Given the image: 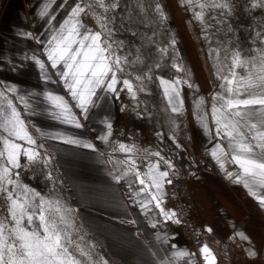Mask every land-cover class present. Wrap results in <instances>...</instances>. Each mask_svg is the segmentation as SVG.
<instances>
[{
    "label": "snow or ice",
    "instance_id": "snow-or-ice-1",
    "mask_svg": "<svg viewBox=\"0 0 264 264\" xmlns=\"http://www.w3.org/2000/svg\"><path fill=\"white\" fill-rule=\"evenodd\" d=\"M186 2L189 11L198 9L194 11V18L200 22L201 35L206 40L210 39V33L205 29L214 25L217 27L212 35H224L225 39L218 41L215 51L219 53L222 45L224 58L230 61L222 63L217 72L220 90L211 93L210 108L215 136L226 138L227 143L225 146L217 140L210 155L225 178L242 184L264 210V0ZM60 10H65L62 19L57 17ZM206 13H210L207 19L214 23L206 22ZM35 17L41 21L43 32L24 28L14 32L19 40L31 42L29 50L17 49L22 55L0 52V71L7 69L19 75L28 66L38 69L41 81L30 89H22L23 81L0 80V264H110L96 252L94 242L85 243L87 233L77 223L78 214L57 195L59 181L52 171L54 145L48 142L61 141L97 150L91 141L59 125L85 127L81 119L88 120L92 109L104 101L112 97L118 99L122 89L132 100L137 99L138 92H149L148 83L153 79L154 70L162 68V62L169 56V47L173 46L174 50L177 41L172 36L162 45L156 39L157 30L164 25L167 16L160 3L150 0H42ZM89 17L93 26L86 22ZM233 19L240 21L235 28ZM245 19L249 23L245 24ZM240 30L245 31L249 47H242L238 42ZM123 33L132 39H118L117 35ZM233 40L237 43L230 47ZM147 47H154L158 58L141 59L140 51ZM133 48L136 55L130 61L128 57L133 56L130 50ZM138 60L147 61L144 70L129 72ZM171 60V67L180 72L181 63L175 56ZM237 68L243 69L244 74L238 73ZM130 75L134 76L135 84ZM156 78L163 86L171 112L179 113L183 106L179 86L187 84L192 88L193 83L181 76L171 80L159 75ZM199 100V107L205 108L204 98ZM127 107L122 104L120 110L123 112ZM133 111L137 118L152 116L146 107L140 109L139 104L133 106ZM37 115L46 116L57 125L44 128L25 118ZM196 115L210 133L207 110H198ZM100 123L102 134L95 139L107 147L113 135L111 116L105 115ZM30 127L35 129L36 135ZM172 127H176L175 121ZM156 136L160 142L165 139L163 133L158 132ZM169 139L174 148L163 155V149L149 150L151 146L141 149L123 141L111 148V151L118 148L121 152H142L148 161L141 171L133 155H128L118 162L122 167L114 165L108 173L115 184L127 188L126 199L155 230V243L148 247V241L144 242L143 250L148 256L144 264H176L185 257L188 258L186 264H194L195 253L178 246L176 233L169 228V225L184 223L182 216L177 208L168 207L166 201L167 186L173 184L182 169L186 175H196L192 170L196 161L188 159L178 168L177 150L184 146L172 133ZM183 156L179 154L180 158ZM229 164L235 165V169L230 171ZM22 172L25 175L31 172L35 178L42 176L46 183L51 182L48 192L24 183ZM120 207L126 217L121 223L135 225L137 220L131 218L127 205L121 203ZM205 229L212 232L210 227L205 226ZM138 236L139 229L134 234ZM232 236L250 239L235 226ZM199 252L203 264H216L217 257L207 243L200 246ZM248 255L254 257L256 252L250 251Z\"/></svg>",
    "mask_w": 264,
    "mask_h": 264
},
{
    "label": "rangeland",
    "instance_id": "rangeland-1",
    "mask_svg": "<svg viewBox=\"0 0 264 264\" xmlns=\"http://www.w3.org/2000/svg\"><path fill=\"white\" fill-rule=\"evenodd\" d=\"M41 2L42 0H4V11H2V17L0 19V52L6 51L10 53H16L17 55H22V53H17V49H24L25 51L29 50V44L31 42L19 40L14 35V32L18 28H24L29 31H35L37 29H39L41 32L44 31V29L40 27L41 21L38 17H35V12L39 8ZM150 2L160 3L167 16L164 25L160 26L157 30L156 39L163 45L168 42L170 37L174 36L177 43L174 46V50L173 46L169 47V56L166 57L162 62V68L159 70H154L153 79L148 83L149 92H138L137 99L132 100L126 90H121L120 97L117 99L119 101V107L121 108L122 104L128 105L129 107H127L123 112L120 110V115H131L132 119H135V121L138 123L141 121V125L145 129V134L143 133V138L139 143H135L129 138L127 130L126 135L128 137V142L134 143L135 145H141L138 146L141 149L151 146L150 150H158V144L167 145L168 147L169 145H172L174 148V145L169 139V134L172 133L176 136L177 141L184 146L182 149L177 150L178 158L175 160L177 167L181 168L183 164L188 162V159H194L196 161V166L192 169L196 173L195 176L184 174L183 169L179 174L184 193L188 194V192H190L191 194L189 188L192 178L198 176L204 177L203 173H206L208 174V176H206V180L210 183H214V186L216 188H220L221 192L222 190L225 193L229 191L232 193V195H235L236 198H246V194H248V192L242 184H235L226 179L224 181L227 183V185H223V181L221 179L223 177L225 178V176L220 171L218 165L210 155L211 149L216 144L217 140H220V142L225 146L227 143L226 138L215 136V126L212 123L210 112L211 93L213 91L220 90V81L217 72L221 70L222 63H230V61L225 60L224 58V50L222 45H220L219 53L215 51L218 46V41L224 40L225 37L222 33L212 35L216 32L217 26L214 25L212 28L205 29L210 33V39L206 40L204 36L201 35L200 22L194 18V11L198 9L193 8V11H189L186 0H150ZM196 2L197 0H193V4ZM64 11L65 10H60L57 13L58 19L63 18ZM209 15L210 13H206V22L214 23L207 19ZM86 22L89 24V26H93V21L90 17L87 18ZM239 23L240 21L235 19L232 21L234 28L237 27ZM244 23H249V20L245 19ZM237 35L239 36L238 42L242 47L250 46L246 39L244 30H240ZM117 38L126 40L132 39L127 33L118 34ZM136 43H139V41H136ZM236 43L237 41L233 40L230 47H234ZM130 50L132 51L133 56L128 57V59L131 61L136 55V50L134 48ZM140 55L141 59L144 57H150L151 59L158 58V54L155 52L154 47L142 48ZM172 56H175L177 58V62L181 63L182 67L180 72H177L176 69L171 67ZM146 64V60L143 63L138 60L136 64L129 69V72L134 70L136 73H141L144 70ZM224 71L226 72L227 70L224 69ZM236 71L241 75L244 74L243 69L241 68H237ZM157 75L163 76L167 80L174 79L176 76L187 77L193 83L194 86L192 88H189L187 84H182L179 86L180 94L183 99V106L181 107V111L179 113L171 112L170 106L167 104V100L163 94V86L156 78ZM129 78L133 79L134 84L136 83L133 75H130ZM3 79L12 80L13 82L23 81V83L20 84V87L22 89H30L32 86H34V69L32 67L26 66L24 71L19 75H14L13 73L7 71V69H4L0 71V80ZM200 97L204 98V104L206 106L205 108L199 107L201 103L199 100ZM71 103L74 102L71 101ZM137 104H139L140 109L146 107L148 111L152 113L150 119L147 116H145L143 119L137 118L135 112L133 111V106ZM20 107L22 108V105ZM198 110L200 112L207 110L208 115L206 119L208 126L211 129L210 133L198 120L196 115ZM25 118L31 119L34 122V116ZM172 121H175V128L172 127ZM131 122L132 120L130 123ZM29 130L34 135H36L34 128L30 127ZM121 130L123 131V129ZM158 132L164 134L165 139L163 142L158 141L156 136V133ZM104 152L108 159L110 156L114 157L112 154L113 152L111 153L110 150ZM180 153L184 154L183 158L179 157ZM52 156V171L56 180L59 181L56 187V193L72 209H74L68 200L61 173L57 167L54 151H52ZM109 163L110 165L112 164L110 160ZM137 167H140L138 162ZM227 167L230 171L235 169V165L229 164ZM21 180L24 183H29L38 191L45 193L48 192L49 187L51 186V182L46 183L42 176L35 178L31 172L27 173V175L22 172ZM229 184L231 187H229ZM117 186L128 208L133 209V206H131L125 198L123 193V185L117 184ZM186 199L188 200L189 197L186 196ZM239 201L242 202L243 200L240 199ZM0 203H2V201H0ZM189 203L191 205L193 202L191 203V201H189ZM166 204L168 207H171L168 201ZM192 205V210H194V204ZM77 223L82 225L78 216ZM83 229L87 233V236L85 237V243H87L89 240L94 242L97 245L96 252H98L104 258H107L110 261V264H115L106 251L102 241L95 235L88 232L84 226Z\"/></svg>",
    "mask_w": 264,
    "mask_h": 264
},
{
    "label": "crops",
    "instance_id": "crops-1",
    "mask_svg": "<svg viewBox=\"0 0 264 264\" xmlns=\"http://www.w3.org/2000/svg\"><path fill=\"white\" fill-rule=\"evenodd\" d=\"M3 7L4 0H0V19L4 11ZM37 73L38 69H34V85L41 83ZM67 98L71 103L70 97ZM74 111L78 112L76 109ZM91 112L88 120L81 119V123L85 125L83 128L76 129L71 125H59V127L91 141L96 145L97 150L67 145L61 141H49L48 143L54 145L52 151L55 153L68 200L76 210L85 229L102 241L115 264H144V261L148 259L147 253L143 250L144 242L148 241V247L155 243V230L148 226L146 218L135 208H128V212L131 218L137 220V223L135 225L121 223L126 217L120 205L121 203L127 204L117 184L111 180L108 173L114 165L122 167L118 162L128 155H133L141 171H144V165L148 161L144 159L142 152L127 153L119 151L118 148L116 151H111V148L118 141L129 143L126 135L129 127H141L144 134L145 129L141 125L142 122L138 123L132 119L131 115H120L119 101L115 97L104 101ZM105 115H110L113 122V135L107 147L95 139L97 135L102 134L103 125L100 120ZM51 121L53 120L43 115L34 116V122L40 127L52 128L57 125L56 121ZM158 147L163 149V154L173 148L172 145L168 147L163 144H158ZM109 150L113 152L114 157L110 156L108 159L104 151ZM150 159L154 160L155 157H150ZM109 160L112 162L111 165ZM203 176L192 178L189 188L191 194L190 192H188L189 195L185 194L190 199L187 202L191 201L194 204V215L206 237V243L217 257L216 264H264V210L248 194L245 193L246 198H236L229 191L225 193L222 190V193L220 188L214 186V183L206 180L208 174L203 173ZM221 180L223 185H227L224 181L226 178L223 177ZM229 187H231L230 184ZM240 199L243 201L240 202ZM205 226L210 227L212 232H207ZM233 226L244 232L250 239L245 240L240 236L233 237ZM169 228L176 233L175 242L178 246L195 253L192 258L194 264H203L199 250L193 249L187 236L173 225H169ZM137 229L140 231V236L134 237ZM229 237L232 238L229 239ZM137 241L140 243L138 244ZM253 250L256 255L249 257L248 252ZM187 259L186 257L180 258L176 264H186Z\"/></svg>",
    "mask_w": 264,
    "mask_h": 264
},
{
    "label": "built area",
    "instance_id": "built-area-1",
    "mask_svg": "<svg viewBox=\"0 0 264 264\" xmlns=\"http://www.w3.org/2000/svg\"><path fill=\"white\" fill-rule=\"evenodd\" d=\"M143 133L144 132L141 127L132 126L128 129L129 138L135 143H139L142 140L144 135ZM167 191L169 194L168 202L170 203L171 207H175L179 210L184 221V223L180 225L173 226L187 236L193 249L199 250L200 246L206 243L207 240L199 226L191 205L187 202L185 193L182 189L180 175L174 179L172 185L167 186ZM126 192L127 188L123 186L124 195ZM127 202L131 205L130 201L127 200Z\"/></svg>",
    "mask_w": 264,
    "mask_h": 264
}]
</instances>
